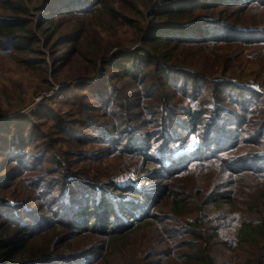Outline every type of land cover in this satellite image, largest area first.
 <instances>
[{
	"label": "trees",
	"instance_id": "obj_1",
	"mask_svg": "<svg viewBox=\"0 0 264 264\" xmlns=\"http://www.w3.org/2000/svg\"><path fill=\"white\" fill-rule=\"evenodd\" d=\"M118 1L130 9L129 0ZM5 3L14 13L24 10L23 6L14 4L13 0H5ZM254 3L264 5V0H174L164 6H155L150 13L154 24L141 38L144 46L132 51L116 52L111 58L102 59L101 66L97 65L95 70L106 69V72H100L102 78L111 80L107 73L110 70L113 75L120 74L136 81L135 87L146 85L147 93L161 98L158 115H161L160 121L163 124L168 122L166 131L172 135L169 140L179 141L181 132L185 133L183 140L199 133L202 143L190 154L191 162L186 161L185 156L171 157L172 148L178 143L164 142L161 147L156 142L151 143L149 151H155L154 147L164 151L156 154L161 160L171 157L169 164L163 162V181L157 185L130 187L133 190H129L131 194L127 196L126 204L103 195L84 193L83 189L87 186L81 183L79 187H71V196L67 200L56 201L49 195L48 199L52 202L46 204L52 206L45 214L42 212L47 206L43 200L37 206L32 204L37 198H32L28 202L32 205L27 206L21 205L16 199L0 202V264H111V254L114 264H217L211 250V236L207 234L206 221L210 218L211 207L233 206L232 200L225 194L211 191L202 200H193L189 187L183 185L181 179L195 171V168L208 163L216 168L215 188L220 187L225 178H234L238 190L245 193L243 199L251 203L249 213L259 217L249 220L241 218L237 236L264 239V90L241 85L230 78L214 81L213 73L192 74L194 79L191 80V77L184 75L189 70L169 65L174 61L173 58H168L167 52H161V47L171 45H205L211 50H228L227 46L239 45L251 49L258 44L264 45V30L233 27L224 18L213 15L217 10L242 12ZM116 11L117 8L107 6L105 0H48L40 9L39 25H53L57 18L75 16L80 18L91 15L97 19L101 18L100 15ZM127 22H130L129 19H126ZM37 26L34 19H0V49L34 51V45L42 40L34 32ZM87 26L90 29L91 26ZM87 26L82 24V32L88 31ZM44 32L49 38L52 30L46 28ZM68 39L71 45L76 42L72 36ZM92 43V46L95 45ZM88 46H91V42ZM72 50L63 52L55 66L60 68L65 65ZM94 58L98 61L97 57ZM25 62L32 68L42 65L36 58ZM155 79L160 81L159 85L156 83L157 86H153ZM202 81H206L205 87H202ZM109 83V86L113 85ZM108 85L105 83L104 89L97 93L96 87L86 88L85 93L95 92L89 99H100L107 105L112 95V92L106 91ZM176 90L182 91V98L178 102L172 95H168ZM213 91H216L214 98L208 97L207 92L211 94ZM82 103L85 110H90L86 101ZM80 114L83 115V112ZM66 117L57 115L55 118L54 125L61 133L70 130ZM16 118L27 122L26 126L33 124L28 117ZM0 121V133L4 132L0 134L2 143L4 135L13 133V127L18 122H9L7 119ZM106 128L102 132L114 129L111 126ZM97 130L101 128L97 127ZM25 143L15 142L11 147L7 144L4 147L7 150L4 155L11 152L14 158H9L17 159L20 163L18 168H22V171L32 166L30 163L25 165L27 157L18 154ZM141 150L137 146L129 148V151L139 153ZM149 161H143L144 166ZM0 170H5V167ZM2 177L0 174V181ZM7 179L9 176H5L1 187L7 184ZM44 180L39 179L35 188L41 189ZM47 191L44 189L43 193ZM143 229L158 234L160 240H148L142 250L130 248L132 244L135 245L132 243L134 240H122L124 235ZM62 230L70 232L71 236L60 237L58 232ZM98 230L102 231L104 237L98 244L88 247L81 242L83 240L72 243L71 239L91 236ZM44 235H48L49 239L39 238ZM249 241L241 240L242 243ZM155 243H160V248H154L152 245ZM79 244L85 246L74 252L63 251ZM176 248L180 249L179 252L175 251ZM243 264H264V258L254 254L253 258L245 257Z\"/></svg>",
	"mask_w": 264,
	"mask_h": 264
},
{
	"label": "rangeland",
	"instance_id": "obj_2",
	"mask_svg": "<svg viewBox=\"0 0 264 264\" xmlns=\"http://www.w3.org/2000/svg\"><path fill=\"white\" fill-rule=\"evenodd\" d=\"M47 1L13 0L14 4L24 8L19 13H14V10L6 5L5 0L0 2L1 20L34 19V23L38 25L34 32H37L42 39L34 45V51L0 49V120L18 122L13 127L14 132L4 135V140L0 143V169L5 167V170H0V174L4 176L0 184H3L5 176H9L7 184L0 186V202L16 199L21 205L27 206L31 204L28 202L32 198H37L32 204L37 206L40 200H43L44 205L47 206L42 212L45 214L52 206L46 204L52 202L48 199L49 195L56 201L67 200L71 196V187H79L81 183L87 186L83 189L84 193L103 195L108 199L117 200L118 203L126 204V198L131 194L129 190H133L130 187L157 185L163 181L161 178L164 171L163 164H169L172 155L185 156V160L191 162L190 154L200 147L202 136L195 133L189 139L183 140L185 133L180 131L179 141L169 140L172 135L166 131L168 122L163 124L160 121L161 115H158L161 98L147 93L146 85L142 88L135 87L136 81L126 76L120 74L116 76L107 70L111 77V80H107L101 77V73L106 72V69L95 70L97 65L101 66L102 59L111 58L116 52L142 48L144 44L141 38L148 32L150 25L154 24L151 11L155 6H164L174 0H129L130 9L123 7L118 0H105L107 6H113L117 11L100 15L101 18L97 19L92 18L91 15L80 18L76 16L57 18L53 25L40 26V9ZM213 15L224 18L233 27L251 31L264 30V5L261 4H251L242 12L227 13L217 10ZM126 19L130 22L126 23ZM82 24L91 27L89 29L87 26L88 31L82 32ZM46 28L52 30L49 38L44 32ZM71 36L72 39H76L73 45L68 42ZM92 41L96 46H92ZM6 45L9 46V42ZM227 48L228 50L225 48L211 50L205 45H171L161 47V52H167V57L173 58L174 61L169 65L173 64L189 70L184 75L191 77V80L194 79L192 74L213 73L214 81L230 78L241 85L246 84L257 90H264V45L258 44L251 49H245L243 45L227 46ZM71 49L73 50L69 54L67 63L60 68L56 67V60L63 52ZM94 57H97L98 61H95ZM30 58L40 60L42 65L36 68L30 67L25 62ZM205 82L202 81V87H205ZM105 83L113 84L108 85L106 89L107 93L112 92L107 105H104L100 99H89L95 92L85 93L86 88L96 87L97 93L104 89ZM156 83L159 85L160 81L155 79L153 86H157ZM204 94L206 93H202ZM215 94L216 91L211 94L207 92L210 98H214ZM168 95H172L178 102L182 98V91L176 90ZM83 100L87 102L90 110L83 108ZM82 112L83 115L80 114ZM85 112L88 113L84 114ZM57 115L67 116L69 123L67 127L70 129L67 130L68 133H61L55 127ZM17 116L28 117L33 124L26 126L27 122L19 121ZM106 126L114 129L102 132L107 130ZM97 127L101 130L98 131ZM1 128L0 124V130ZM3 133L1 131L0 134ZM24 141L26 143L22 145L23 149L18 154L27 157L25 165L30 163L32 166L22 171V168H18L20 163L17 159L9 158L12 157L11 152L4 155L7 151L4 147L6 144L11 147L15 142ZM153 142L160 147L164 142L178 144L172 148L170 158L161 160L156 154L164 153L162 149L154 147L155 151H149ZM131 145L142 150L140 153L129 151ZM148 159L149 163L144 166V162ZM216 174V168L208 163L195 168V171L181 179L183 185L189 187L188 191L193 200H202L209 191L220 192L232 200L233 206L211 207L210 218L206 221L207 234L211 236L209 239L212 242L211 250L217 264H243L245 257L253 258L254 254L264 258V239L237 236L243 218L249 220L259 217L249 213L251 203L243 199L245 193L238 190L234 178H225L223 183H220V187L215 188ZM39 179H45V183L41 184V189H36ZM44 189L48 190L47 193H43ZM58 234L65 238L71 236L70 232L64 230ZM158 236L150 230L143 229L128 236L124 235L122 240H134L132 243L135 245L132 244L130 248L136 247L142 250L148 240H160ZM39 238L45 240L49 239V236L44 235ZM110 238L114 239V237ZM71 240L72 243L83 240L81 242L89 247L98 244L99 240H104V237L102 231L98 230L91 236H77ZM241 240L250 241L242 243ZM85 244L63 251L74 252ZM152 246L160 248V243ZM179 250L175 249L176 252ZM109 258L111 264H114L112 254Z\"/></svg>",
	"mask_w": 264,
	"mask_h": 264
}]
</instances>
